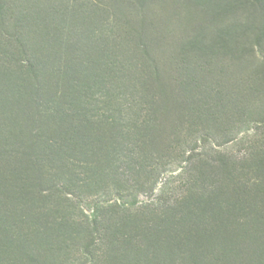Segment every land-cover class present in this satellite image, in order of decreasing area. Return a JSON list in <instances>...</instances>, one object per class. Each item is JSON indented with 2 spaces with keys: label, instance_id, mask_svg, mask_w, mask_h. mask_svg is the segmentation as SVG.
<instances>
[{
  "label": "rangeland",
  "instance_id": "1",
  "mask_svg": "<svg viewBox=\"0 0 264 264\" xmlns=\"http://www.w3.org/2000/svg\"><path fill=\"white\" fill-rule=\"evenodd\" d=\"M29 53L63 69L80 55L82 69L115 82L110 93L132 124L120 151L90 158L114 165L120 184L72 188L55 223L71 233L111 210L113 230L147 250L139 264H264V0H0V144L18 141L11 127L22 120L17 85ZM174 139L183 148L172 152ZM3 244L0 235L1 257L28 264ZM66 253L89 264L81 249Z\"/></svg>",
  "mask_w": 264,
  "mask_h": 264
},
{
  "label": "trees",
  "instance_id": "2",
  "mask_svg": "<svg viewBox=\"0 0 264 264\" xmlns=\"http://www.w3.org/2000/svg\"><path fill=\"white\" fill-rule=\"evenodd\" d=\"M16 43L21 49L19 52L27 56L22 41L18 38ZM35 56L29 53L23 60L25 64L19 66L22 79L17 93L23 94L19 101V104L23 102V114L18 129L14 124L11 127L18 130L15 135L18 141L0 144L1 156L8 153V157L19 161L18 168L8 163L5 166L0 156L2 243L16 244L27 255L28 264H73L75 261H69L66 251L74 247L81 249L89 264H94L100 256L143 263L139 254L143 252L147 256V250H142L137 236L128 237L118 229L113 230L111 210L101 219L93 216L83 227L76 225L80 230L76 228L71 233L66 225L51 219L55 214L60 220L66 219L67 208L72 207L68 202L75 198L72 188L88 187L94 179L120 184L117 168L105 164L102 169L97 161L103 154H114L123 148L122 141L129 139L128 128L132 124L117 95L110 93L115 82L110 79L103 83L95 70L90 75L88 69H82L80 55L77 58L71 55L69 66L64 69L53 66L52 60H36ZM87 62L91 65L93 60ZM183 91L191 94L188 88ZM131 106H135L134 102ZM10 107L6 108L18 117L19 112H13ZM106 134L110 136L107 138ZM174 140L176 146H168L167 150L175 152L183 148L179 139ZM220 165L226 166L223 161ZM133 225L136 228L137 223ZM67 233L72 237L67 239ZM204 236L209 239L208 233ZM67 240L71 241L70 245H66ZM166 248L172 250L173 244L167 243ZM6 249L9 248H0V264H19V260H12L7 254L1 257L8 253Z\"/></svg>",
  "mask_w": 264,
  "mask_h": 264
}]
</instances>
